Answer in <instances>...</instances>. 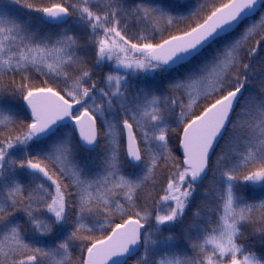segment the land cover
<instances>
[{"label": "snow or ice", "instance_id": "snow-or-ice-1", "mask_svg": "<svg viewBox=\"0 0 264 264\" xmlns=\"http://www.w3.org/2000/svg\"><path fill=\"white\" fill-rule=\"evenodd\" d=\"M0 264H264V0H0Z\"/></svg>", "mask_w": 264, "mask_h": 264}, {"label": "rangeland", "instance_id": "rangeland-1", "mask_svg": "<svg viewBox=\"0 0 264 264\" xmlns=\"http://www.w3.org/2000/svg\"><path fill=\"white\" fill-rule=\"evenodd\" d=\"M220 143H221V145H223L224 144V141L222 140ZM218 151H219V149H218Z\"/></svg>", "mask_w": 264, "mask_h": 264}, {"label": "trees", "instance_id": "trees-1", "mask_svg": "<svg viewBox=\"0 0 264 264\" xmlns=\"http://www.w3.org/2000/svg\"><path fill=\"white\" fill-rule=\"evenodd\" d=\"M222 141V140H221Z\"/></svg>", "mask_w": 264, "mask_h": 264}]
</instances>
